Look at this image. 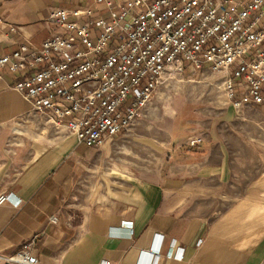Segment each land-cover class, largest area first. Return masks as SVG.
I'll return each mask as SVG.
<instances>
[{
  "label": "crops",
  "instance_id": "0c3cea01",
  "mask_svg": "<svg viewBox=\"0 0 264 264\" xmlns=\"http://www.w3.org/2000/svg\"><path fill=\"white\" fill-rule=\"evenodd\" d=\"M78 3L0 0V56L40 47L60 30L49 10ZM17 79L0 69V194L12 196L0 255L34 238L38 264H264V103L190 101L153 131L137 120L86 147L34 112ZM171 241L181 258L165 256Z\"/></svg>",
  "mask_w": 264,
  "mask_h": 264
},
{
  "label": "built area",
  "instance_id": "2783aa9c",
  "mask_svg": "<svg viewBox=\"0 0 264 264\" xmlns=\"http://www.w3.org/2000/svg\"><path fill=\"white\" fill-rule=\"evenodd\" d=\"M52 7L59 27L40 47L20 44L0 56V69L34 112L98 147L127 131L168 79L218 75L236 109L264 103V0H75ZM202 138L189 136L187 147ZM11 194H0V205ZM50 222L56 223L52 215ZM129 234L132 233L128 225ZM34 238L3 264H38ZM148 253L159 257L158 247ZM167 258L182 249L169 243ZM115 264V263H114Z\"/></svg>",
  "mask_w": 264,
  "mask_h": 264
},
{
  "label": "rangeland",
  "instance_id": "374dc122",
  "mask_svg": "<svg viewBox=\"0 0 264 264\" xmlns=\"http://www.w3.org/2000/svg\"><path fill=\"white\" fill-rule=\"evenodd\" d=\"M189 71L186 68L182 77L168 79L158 88L148 107L137 119L145 122L144 126L148 127V131H153L159 121L168 122L175 115L178 106L187 105L186 102L192 101L205 110L206 105H221L227 100L219 79L211 74L196 75L190 79L186 75ZM208 110L212 111L210 108Z\"/></svg>",
  "mask_w": 264,
  "mask_h": 264
}]
</instances>
